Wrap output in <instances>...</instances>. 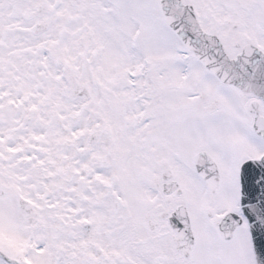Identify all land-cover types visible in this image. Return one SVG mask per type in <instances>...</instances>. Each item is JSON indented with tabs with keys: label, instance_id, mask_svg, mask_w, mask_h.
Instances as JSON below:
<instances>
[{
	"label": "snow or ice",
	"instance_id": "snow-or-ice-1",
	"mask_svg": "<svg viewBox=\"0 0 264 264\" xmlns=\"http://www.w3.org/2000/svg\"><path fill=\"white\" fill-rule=\"evenodd\" d=\"M0 264H264V0H0Z\"/></svg>",
	"mask_w": 264,
	"mask_h": 264
}]
</instances>
